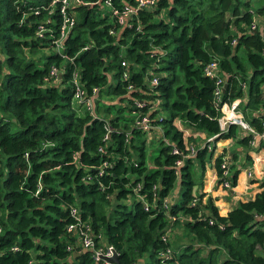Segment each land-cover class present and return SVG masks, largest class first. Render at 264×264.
Here are the masks:
<instances>
[{
  "label": "trees",
  "instance_id": "16d2710c",
  "mask_svg": "<svg viewBox=\"0 0 264 264\" xmlns=\"http://www.w3.org/2000/svg\"><path fill=\"white\" fill-rule=\"evenodd\" d=\"M51 2L0 0V264H104L81 250L67 230L73 223L88 227L96 245L111 246L121 264H264V189L225 216L211 199L202 204L191 171L203 168L207 148L189 138L195 155L183 158L188 150L175 124L249 145L235 125L220 132L214 79L203 68L217 59L223 100L240 98L244 119L259 129L264 116L253 112L264 107V0H157L127 24L112 12L135 0H71L73 24L60 49L53 41L63 17ZM53 65L62 71L56 80L46 78ZM74 72L87 96L97 88L95 116L73 98ZM124 109L147 114L162 133L138 128L135 116L126 123ZM153 131L161 146L152 158L135 138ZM175 146L180 153L171 152Z\"/></svg>",
  "mask_w": 264,
  "mask_h": 264
},
{
  "label": "built area",
  "instance_id": "2783aa9c",
  "mask_svg": "<svg viewBox=\"0 0 264 264\" xmlns=\"http://www.w3.org/2000/svg\"><path fill=\"white\" fill-rule=\"evenodd\" d=\"M70 1L71 0H52L51 4H55L56 2L60 3V13L63 17L62 25L60 27V37L56 40H54V44L57 49L61 48V41L65 35L66 29L73 24V19L68 16L67 8L70 6ZM157 0H135L136 5L135 7H130L128 5L124 6L122 9H114L112 14L115 16L117 22L119 24H127L128 19L137 12L138 9H142L144 7L152 6L156 3ZM250 29L254 30L257 28L258 24L256 20H252V22L249 24ZM45 27L43 25H40L37 29V35L42 36L43 32H45ZM234 42V40L232 41ZM71 59V58H70ZM122 65H125V62H122ZM203 72L206 76L209 78L214 79V89H213V103L214 107L219 110L220 114L217 118L218 120V125L220 128V132L226 131L229 126L235 125L237 127H240V132L243 131L242 135L248 136L249 140L248 143L252 147H257L258 143L260 141H264V118H259V116L263 115L264 116V107H261L253 112L254 116H257L260 119V127L259 129L255 128L253 125H251L249 122H247L244 117L242 112L239 109V105L241 102L240 98H235L232 101H226L223 100V93H224V85H225V76H223L220 73V67L217 59H212L210 62H208L204 68ZM62 71L60 68L57 66L53 65L50 67L47 79L53 78V80H56L60 75ZM73 98L76 102L80 103L83 105V107L89 111L93 116H95V104L94 101L97 96V88H93L92 90V95L87 96L84 88L82 87L79 78H78V73L74 72L73 73ZM124 77H126V74H124ZM150 83L152 85L157 84V79L156 78H151ZM242 87H244V84H242ZM128 89H131V86L128 87ZM263 93H262V101L264 103V88H263ZM145 104L144 101L139 100L135 102V106L137 108L143 107ZM135 116V126L138 128L149 132L151 129H157L159 132H161V128L159 125H153L151 119L147 114H141L140 110H137V112H134ZM177 128L183 132V140L186 135L187 129L184 128L181 123L177 120L175 122ZM105 128H106V133L104 135V140L109 141V133L111 132V127L109 124L106 122L105 123ZM162 133V132H161ZM216 135L209 136L205 139L203 146H206L207 144L211 143ZM164 141L168 144L169 140L164 138ZM185 144V149L188 150L186 154L183 155L184 157H194L195 155V150H196V145L189 144L184 140ZM210 147V146H208ZM99 151L102 153H105V147H100ZM172 153L177 154L180 153V150L178 147H173L172 148ZM183 159H178L176 160L175 164L176 166H180L182 164ZM110 164L108 162H103L100 165L98 173H102L103 169ZM220 169H221V175L218 177V180L223 188H231V183L228 175V164L225 158H222V161L220 163ZM250 174V172L248 171ZM193 204V203H192ZM168 200H164V209L168 210ZM145 209H148V206L145 204ZM71 215H76V210L74 208L71 209ZM172 219H175V216H171ZM85 224V222H83ZM77 223L69 224L67 226V230L70 232L75 231L77 233V239L79 242V246L81 250H86L91 253V256L93 257V260L96 263H101L103 262L104 264H109L106 260L103 259V257H110L113 255L115 250L111 246H107V244H103L102 241L100 245L95 244V236L92 234L91 230L86 227V229H77L76 228ZM77 229L78 231H76ZM168 232L163 234L162 239L165 240L167 238ZM100 238V237H98ZM16 249V248H13ZM69 250H72V247H68ZM171 254V249L166 248L165 251L160 252V256L163 258H168L170 257Z\"/></svg>",
  "mask_w": 264,
  "mask_h": 264
},
{
  "label": "crops",
  "instance_id": "0c3cea01",
  "mask_svg": "<svg viewBox=\"0 0 264 264\" xmlns=\"http://www.w3.org/2000/svg\"><path fill=\"white\" fill-rule=\"evenodd\" d=\"M241 132L243 134V131ZM152 133L156 132H150L151 137L153 136ZM207 137L203 132L187 128L184 140L188 142L187 140L192 138L198 147H204L203 143ZM206 148L203 168L200 165L196 167L198 183L193 187V194L198 193V191L204 194L202 204H205L207 199H211L219 215L225 216L240 202L253 199L257 193L264 189V141H260L257 147H252L238 144L232 138L214 139L206 145ZM218 156L226 159L230 178L233 173H236L231 188H223L218 180L215 168V159ZM197 164L199 163L196 162V166Z\"/></svg>",
  "mask_w": 264,
  "mask_h": 264
},
{
  "label": "rangeland",
  "instance_id": "374dc122",
  "mask_svg": "<svg viewBox=\"0 0 264 264\" xmlns=\"http://www.w3.org/2000/svg\"><path fill=\"white\" fill-rule=\"evenodd\" d=\"M55 52V49H51L48 53H53ZM114 114V111H113ZM122 117L123 119H125L126 123L130 124L131 120L134 118V114L131 113V111H129L128 109H124L122 112ZM238 131L240 130V127H237ZM153 136L151 137L149 133H143L140 134L138 136H136L135 138V144L137 145L139 143V141H144L145 143V150L146 153L149 157H154L158 154V149L160 148L161 144L158 141V136L156 133H152ZM234 147V145H233ZM233 148L231 147V150ZM192 176L194 179L198 180V177L196 176V168L195 166L192 169ZM177 191H179L178 186H174L172 193L173 195H175L174 199L178 202L181 199V193H177Z\"/></svg>",
  "mask_w": 264,
  "mask_h": 264
},
{
  "label": "water",
  "instance_id": "95a60500",
  "mask_svg": "<svg viewBox=\"0 0 264 264\" xmlns=\"http://www.w3.org/2000/svg\"><path fill=\"white\" fill-rule=\"evenodd\" d=\"M226 87V84L224 85V88ZM104 260H106L109 264H121L119 261L118 254L116 252L113 253L110 257H103Z\"/></svg>",
  "mask_w": 264,
  "mask_h": 264
}]
</instances>
